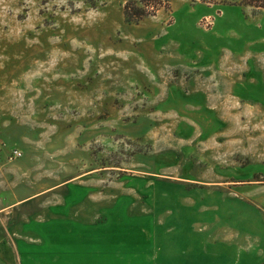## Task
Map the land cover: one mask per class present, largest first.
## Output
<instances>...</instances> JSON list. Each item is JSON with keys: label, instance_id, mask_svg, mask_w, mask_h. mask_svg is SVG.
I'll use <instances>...</instances> for the list:
<instances>
[{"label": "rangeland", "instance_id": "1", "mask_svg": "<svg viewBox=\"0 0 264 264\" xmlns=\"http://www.w3.org/2000/svg\"><path fill=\"white\" fill-rule=\"evenodd\" d=\"M263 239L264 8L0 0V264H264Z\"/></svg>", "mask_w": 264, "mask_h": 264}, {"label": "trees", "instance_id": "2", "mask_svg": "<svg viewBox=\"0 0 264 264\" xmlns=\"http://www.w3.org/2000/svg\"><path fill=\"white\" fill-rule=\"evenodd\" d=\"M83 1L91 5H95L97 0H83ZM245 2L258 8H264V0H245Z\"/></svg>", "mask_w": 264, "mask_h": 264}, {"label": "built area", "instance_id": "3", "mask_svg": "<svg viewBox=\"0 0 264 264\" xmlns=\"http://www.w3.org/2000/svg\"><path fill=\"white\" fill-rule=\"evenodd\" d=\"M21 155V153H20V151H18V150H13L12 151V154H11V158L13 159V158H17V157H19Z\"/></svg>", "mask_w": 264, "mask_h": 264}, {"label": "crops", "instance_id": "4", "mask_svg": "<svg viewBox=\"0 0 264 264\" xmlns=\"http://www.w3.org/2000/svg\"><path fill=\"white\" fill-rule=\"evenodd\" d=\"M18 202H20V201H18ZM17 203V202H16ZM263 243H264V239H263ZM261 244V243H260ZM262 250H263V253H264V248H262ZM261 257V259L262 260H264V255H262V256H260ZM260 264H262V262H260Z\"/></svg>", "mask_w": 264, "mask_h": 264}]
</instances>
